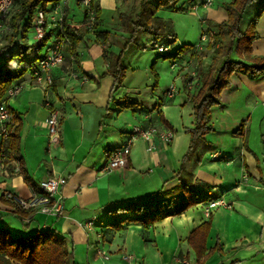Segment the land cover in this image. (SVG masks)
Returning <instances> with one entry per match:
<instances>
[{
	"label": "crops",
	"instance_id": "obj_1",
	"mask_svg": "<svg viewBox=\"0 0 264 264\" xmlns=\"http://www.w3.org/2000/svg\"><path fill=\"white\" fill-rule=\"evenodd\" d=\"M74 1L61 0L56 7L64 10L68 23L79 27L84 34L75 50L79 56V73L74 74L67 65L55 69L47 98L40 86H30L32 74H27L20 84L23 90L6 102L12 119L18 117L15 125L19 126L22 167L28 171L38 191L39 183L49 177L65 179L60 190L62 212L57 217L35 213L28 222L21 221L15 207L4 201L3 194L28 199L33 189L15 173L16 169L3 165L0 166V229H7L12 236L52 229L65 238L75 264H197L186 239L211 216L206 248L212 250L219 245L221 250L212 253L204 264H261L259 262L264 260V188H261L264 153L248 143V127L257 111L264 114V77L252 81L242 73L232 75L229 88L220 96L221 105L211 108V132L204 142L196 144L188 159L195 178L212 188V200L222 197L232 205L231 209L210 210L206 204H199L152 226L144 228L132 222L112 229L109 223L124 216H111L109 209L128 202L141 203L159 192L166 197L178 192L179 182L174 177L185 161L183 157L190 141L185 130L194 126L193 105L188 99V92L193 88L186 87L187 72L195 66L202 75L206 74L213 64L214 49L210 39L204 42L203 50L197 51L195 43L178 57L183 61L180 75L184 92L182 96L176 94L180 97L174 95L156 102L152 92V101L148 104L141 101L135 91L119 89L113 93L114 80L106 74L109 70L106 55L120 53L128 35L117 15L122 11L132 12L137 0H96L100 15L97 26L92 29L85 23L84 12L81 17L75 15ZM232 1L218 0L214 7L201 8L209 35L217 32L212 24L227 21L224 5ZM182 4L184 8L185 1ZM51 6L49 3L46 8ZM261 7L264 1L252 13L253 18ZM53 12L48 10L49 18ZM250 22L245 20L242 30L245 31ZM48 24L49 32L53 26L50 21ZM255 30L259 37L252 42V54L264 57V13ZM53 32H49V40ZM152 42L150 45L154 48ZM171 47L173 52L177 50L174 44ZM45 51L41 49L40 53L44 55ZM233 57L239 60L236 55ZM198 88L194 87L197 91ZM45 98L60 112L62 138L53 146L47 144ZM125 100L133 103L134 108L122 106ZM124 112L131 115L133 128L170 130L174 138L167 144L158 137L149 142L139 138L130 147L126 167L107 173L102 170L106 151L123 146L129 136L127 129H122L125 122L119 119ZM231 112L233 115L226 116ZM224 117H232L229 123L232 126L241 120V126L236 130L215 128L213 120L224 121ZM260 139L264 141V134ZM88 222H93L90 229L80 226ZM99 251L108 259H103Z\"/></svg>",
	"mask_w": 264,
	"mask_h": 264
},
{
	"label": "trees",
	"instance_id": "obj_2",
	"mask_svg": "<svg viewBox=\"0 0 264 264\" xmlns=\"http://www.w3.org/2000/svg\"><path fill=\"white\" fill-rule=\"evenodd\" d=\"M61 0H14L11 13L6 22L7 29L4 33L6 43L0 46V55L4 56L3 63L0 64V103L9 100L7 93L11 87L18 86L22 83L25 75L32 74L37 70V63L44 58L50 46H46L45 42L49 40L50 31L54 30L53 36L57 35V29L53 28L48 32L46 30L45 40L39 43L33 39V19L37 9L48 12L54 9ZM180 0H157V4L150 5L148 0H139L138 9L134 8L132 12H120L118 20L121 21L122 29L129 35V38L123 40L121 51L114 55L108 53L106 61L109 64V74L114 85L112 92L122 87L123 77L125 73V65L123 57L130 45L135 41L138 32H150L154 35L152 46H165L169 49L161 54V58L177 59L187 47H178L176 51H172L171 45L176 42V35L173 33L172 27L163 19L155 17V10L160 7L175 8ZM264 0H233L231 4L224 5L227 21L219 24H212L217 32L212 36V45L214 49L213 64L209 67L206 74L201 75L199 80V90L194 97H189L190 103L193 104L194 126L186 129L185 132L190 137L189 149L184 155L185 160L180 169L176 173L174 179H177L179 186L176 188L177 193L166 197L163 192L156 193L149 199L143 200L141 203L128 202L120 204L108 210L111 216H124L122 219H116L109 223L112 229H120L128 223H137L142 227L152 226L157 221L178 216L185 210L206 204L212 200V188L202 185L199 179L191 173L188 166L189 157L193 155L196 144L205 141V136L211 132L209 124L211 108L220 106V96L222 91L229 88L231 77L236 73H242L249 80L257 81L264 77V57L252 54V42L258 39L255 30L256 23L264 13V7L255 14L256 16L248 24V27L242 30V26L246 20L248 8ZM52 6L47 9L48 4ZM93 8H95V17L91 25L85 14V23L89 27L95 28L98 24L100 8L93 0ZM85 13V12H84ZM135 16L136 21H132ZM62 31L69 39V44L64 48V64L67 65L73 73L78 74L79 56L76 53L78 44L83 41L84 34L78 27L68 23L66 15L62 20ZM51 39H53L51 37ZM34 40V43L32 42ZM45 48V54H41L40 50ZM35 53V54H34ZM34 54L31 58L30 56ZM236 55L239 60H233L232 56ZM219 63L218 67L216 64ZM125 108H134L133 103L123 102ZM9 109V108H8ZM12 112V111H11ZM18 117L12 119L9 140L0 144V166H10L16 169V174L23 177L26 183H29L35 192L38 186L32 183L28 171L23 165V159L19 153L20 139ZM4 154V155H2ZM17 163V167L15 164ZM6 203L9 201L4 200ZM18 217L22 220L28 218L29 213L15 209ZM133 214V217L127 216ZM211 216L207 221L200 224L194 229L186 239L187 244L193 250L197 264H204L205 260L214 253L220 251L217 245L212 250H207L205 241L210 232ZM0 264H75L73 254L68 250L65 238L60 236L52 229H44V231H36L30 235L12 236L5 229H0Z\"/></svg>",
	"mask_w": 264,
	"mask_h": 264
},
{
	"label": "built area",
	"instance_id": "obj_3",
	"mask_svg": "<svg viewBox=\"0 0 264 264\" xmlns=\"http://www.w3.org/2000/svg\"><path fill=\"white\" fill-rule=\"evenodd\" d=\"M186 4V11L188 10L196 12L201 8H211L217 5L218 0H184ZM81 6L84 8V12L88 18V21L92 25L95 17V8H93V0H77ZM14 0H0V34L4 33L7 29L6 22L10 15ZM53 15L49 18L48 14L44 10L37 9L34 19H33V39L39 43H43L45 40L46 30L48 29V23L57 29V35L53 36L50 43V47L47 50V54L44 58L40 59L37 63V70L33 73L29 84L30 86H40L44 90V94L47 98V92L53 85V76L52 73L55 69L60 68L64 64V48L69 44L68 37L63 34L62 31V20L65 16V12L59 7L52 9ZM203 22V19H202ZM214 32L209 34H203L201 42L195 44V49L197 51L203 50V44L207 40H212ZM158 49L159 53H164L169 48L165 46H155ZM75 74V73H74ZM196 79V82L199 83V77L196 78L194 73L192 74V79ZM193 81H188L186 87L192 89ZM23 90L21 85L11 87L7 93V96L12 97L19 94ZM167 97H172L176 95V90L174 87H170L166 91ZM44 100V106L48 109V116L44 120L46 125V138L48 146H53L58 144L61 141V118L60 112L57 107L52 104L48 99ZM12 126V113L9 111L7 103H0V140L3 143H6L9 139L10 129ZM127 140L124 145L119 148H112L105 153V161L102 170L111 173L117 169H123L127 165V158L131 150L133 143L142 138L143 140L149 142L153 137H158L160 141L164 144H167L174 138V132L170 130L159 131L155 127H150L143 129L141 127H135L130 131ZM151 150V148H149ZM4 155V154H2ZM65 179L61 177H49L44 181L39 183V192L34 190L31 193V196L28 199L18 196L12 193H4L5 199L10 202V204L15 207V209L29 213L28 218L24 220L28 222L29 217L32 214L39 213L47 216L57 217V215L62 212V202L63 196L60 194L61 188L65 185ZM206 207L210 210L214 208H224L231 209L232 205L229 202L224 201L222 197L213 199L206 203ZM93 225V222H88L83 224V229H90ZM99 255L103 259H108V256L103 252L99 251Z\"/></svg>",
	"mask_w": 264,
	"mask_h": 264
},
{
	"label": "rangeland",
	"instance_id": "obj_4",
	"mask_svg": "<svg viewBox=\"0 0 264 264\" xmlns=\"http://www.w3.org/2000/svg\"><path fill=\"white\" fill-rule=\"evenodd\" d=\"M138 1L139 0L135 2L136 9H138L139 7ZM74 2V13L76 16L81 17L82 13L84 12V8L77 2V0H75ZM148 2L150 3V5L154 6L157 4V0H148ZM183 2L184 0L178 1V3L176 4L177 7L174 9L172 7H160L159 9L155 10V17L163 19L172 27L173 33H175L176 35V42L174 44L175 49L184 46L187 47V50H190V45L200 43L203 34L206 35L209 34V32L206 30V24L202 22L204 11L202 9H198L196 12H189L188 10L186 11V4L183 8ZM258 5L259 3L254 4L248 9L246 20H248L249 22L251 19H253L252 13L254 11H257ZM107 18L109 20V15L107 16ZM135 19L136 18L134 16L132 21H136ZM126 38H129V35L125 37V39ZM153 38L154 35L150 32H138L136 34L135 41L130 45L123 57V63L126 69L123 77L122 87L119 88L122 90H131L138 92V98L148 104L152 101V92L153 98L156 102H159L160 99L166 100L168 98L166 95V91L170 87H174V89L176 90V94L180 93V96H182L184 92V90L182 89L183 80L182 76L180 75V68L183 65V61H181L179 58L162 59L160 57L161 54L159 53L158 49L152 48L150 45L151 41H153ZM5 39V34H0V46L6 43ZM51 41L52 39L47 40L45 42V45L50 46ZM44 50L45 48L42 49L43 52ZM187 50L184 52H187ZM232 59L235 60L233 56ZM3 61L4 56L0 55V64L3 63ZM190 65L193 66V64ZM171 67L174 69L171 70ZM190 72H187V78L191 77L192 79L193 73L196 78L202 75L201 70H196L195 66L190 69ZM187 78L185 80V83L188 82ZM191 81L194 82V87H199V83L196 82L195 78ZM194 87L190 92H188V99L189 97H194V95L197 93V90L194 89ZM179 95H176V97H178ZM259 112L260 110L254 114L255 116L253 118V122L248 127V143L250 144V146H252V148L260 149V151L264 153V141H260V135L264 134V119H259L261 116H264V114H261ZM233 113L234 112H231L226 116L229 117L230 115H233ZM185 116H187L186 113ZM119 119L125 122L122 126V129L126 128L128 132L132 131L133 125L131 123V115L129 114V112L120 114ZM231 120L232 117L227 119H225L224 117V121L213 120V122L215 124V128L217 129H224L227 127H229L231 130L239 129V127L241 126L239 125L241 120L236 126L229 125ZM261 188H264V185H261ZM17 224H19L21 227V224L19 222H17ZM259 263L264 264V260Z\"/></svg>",
	"mask_w": 264,
	"mask_h": 264
}]
</instances>
